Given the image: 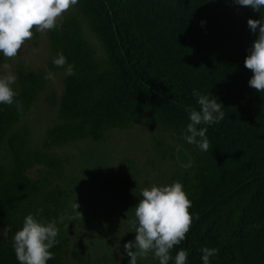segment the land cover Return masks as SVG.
I'll return each mask as SVG.
<instances>
[{
    "label": "trees",
    "instance_id": "trees-1",
    "mask_svg": "<svg viewBox=\"0 0 264 264\" xmlns=\"http://www.w3.org/2000/svg\"><path fill=\"white\" fill-rule=\"evenodd\" d=\"M76 11L99 40L106 68L99 70L77 18L49 31L53 53H62L75 75L63 80L59 122L43 147L99 142L137 119L156 123L195 162L193 173L181 181L191 201L192 225L170 255L184 249L187 264H201L200 249L208 247L219 250L211 264H264V92L248 86L252 73L244 67L255 39L247 20L264 11L232 0H79ZM16 76L13 87L22 110L0 105V145L45 87L43 72L17 70ZM193 89L224 107V119L206 133L207 152L181 136L189 122L184 108H199ZM7 145L13 168L7 175L0 164V224L14 227L22 201L39 188L26 174L30 164L20 156L21 140L9 136ZM57 239L47 264H62L59 233ZM0 264H18L7 244H0Z\"/></svg>",
    "mask_w": 264,
    "mask_h": 264
},
{
    "label": "rangeland",
    "instance_id": "rangeland-1",
    "mask_svg": "<svg viewBox=\"0 0 264 264\" xmlns=\"http://www.w3.org/2000/svg\"><path fill=\"white\" fill-rule=\"evenodd\" d=\"M68 18L78 19L82 36L103 71L106 56L99 40L78 17L76 7L63 13L57 22ZM33 32L35 36L25 42L17 57L0 56V74L11 71L16 75L20 70L51 75L0 145V164L8 175L13 161L7 138L20 139V156L30 164L26 174L37 182L39 191L22 201L14 227L0 224V244L12 247V237L30 213L42 222L64 216L63 223L57 225L62 264H127L130 257L124 253L123 245L134 241V207L141 199V191L153 185L181 183L184 176L193 173L194 158L170 132L146 119L134 120L123 130L108 131L99 142L82 139L45 149L47 132L59 122L57 109L67 65H53L58 53L51 49L49 31ZM4 64L9 66L7 70ZM76 203L78 208L74 207ZM137 264L159 262L149 253L138 255Z\"/></svg>",
    "mask_w": 264,
    "mask_h": 264
},
{
    "label": "clouds",
    "instance_id": "clouds-1",
    "mask_svg": "<svg viewBox=\"0 0 264 264\" xmlns=\"http://www.w3.org/2000/svg\"><path fill=\"white\" fill-rule=\"evenodd\" d=\"M232 2L260 14L264 11V0ZM78 3L79 0H0V56L17 57L25 42L33 38V29L36 32L58 29V19ZM200 23L203 26L205 21ZM247 26L250 33L255 35L251 46L246 49L248 54L244 59V67L252 73L247 83L260 93L264 92V16L249 18ZM52 63L56 67L67 65L66 75H75L74 66L67 63L62 53H58ZM2 67L7 70L9 66L4 64ZM16 80L17 76L11 71L0 74V105L15 106L19 112L22 104L16 99L18 93L13 87ZM192 96L199 108H184L189 122L181 136L189 145L207 152L209 141L206 133L209 127L224 119V107L216 97L201 94L199 90L193 89ZM140 195L141 199L134 207V241L123 245L124 253L130 257L127 264H137L138 255L149 253L159 264H169L170 260L173 264H187L186 250L180 249L174 257L170 255L174 246L185 240L193 220L189 212L191 201L183 185L180 182L153 185L144 188ZM74 207L78 208L79 205L76 203ZM64 219V216H59L42 222L31 213L26 215L22 227L12 237V248L18 264H47V261L54 259V253L50 250L59 243L57 225L63 223ZM218 251L217 248H201V264H211L210 258L216 256Z\"/></svg>",
    "mask_w": 264,
    "mask_h": 264
}]
</instances>
